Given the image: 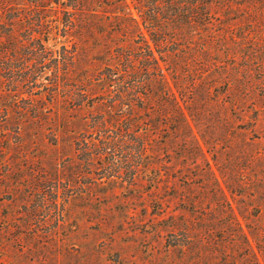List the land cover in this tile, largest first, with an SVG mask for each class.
Returning a JSON list of instances; mask_svg holds the SVG:
<instances>
[{
    "label": "rangeland",
    "instance_id": "rangeland-1",
    "mask_svg": "<svg viewBox=\"0 0 264 264\" xmlns=\"http://www.w3.org/2000/svg\"><path fill=\"white\" fill-rule=\"evenodd\" d=\"M54 1L45 0L41 14L47 59L38 68L51 71L59 47L71 48L68 45L79 36L89 45L82 48L80 43L75 50H83L85 70L78 74L74 64L66 73L60 69L46 73L35 84L5 83L0 90V264H206L204 251L179 245L187 241L181 229L198 219L201 223L207 219L214 231L237 216L250 239L241 213L248 222H264V201L250 199L252 189L264 185V72L259 67L262 58L257 63L244 59L239 37L248 29L238 26L249 3L236 0L227 10L212 9L213 18H204L206 24L184 25L188 35L176 44L189 62L187 81H198V90H209L204 111L209 123L196 127L190 120L194 138H185L166 129L170 123L162 117L148 136L144 166H139L135 152L109 148L106 160L132 158L117 163L112 171L102 158L84 163L90 156L88 147L110 139L122 143L137 135H122L115 129L90 131L87 121L100 115L103 107L101 90L85 93L94 81L86 74H96L105 65L94 53L96 45L116 37L118 30L117 38L132 37L122 34L112 12L98 16V23L105 25L101 31L93 28L92 36L82 38V31L72 29L74 36H63L60 17H66ZM105 3L107 10L110 2ZM29 14L26 25L35 18L34 12ZM19 32L15 44L21 48L10 55L15 65L23 62L33 44L30 29ZM4 61L0 56V66ZM246 65L252 73L240 94V84L232 78ZM20 73L16 72L17 78ZM80 93L86 100L78 105ZM223 113L229 115L225 120ZM200 129L212 152L206 150ZM197 143L203 147L202 156L195 153ZM219 169L233 186L241 182L247 186L232 195ZM131 173L136 175L132 181ZM183 186L189 188L185 201L175 196ZM256 216L259 220H254ZM229 228L224 227L219 241L228 264H238V249L247 243L239 246L237 232Z\"/></svg>",
    "mask_w": 264,
    "mask_h": 264
},
{
    "label": "trees",
    "instance_id": "trees-1",
    "mask_svg": "<svg viewBox=\"0 0 264 264\" xmlns=\"http://www.w3.org/2000/svg\"><path fill=\"white\" fill-rule=\"evenodd\" d=\"M44 2L45 0H30L28 3L25 0H0V56L5 60L4 65L0 66V84H2L0 90L3 89L5 83L35 84L37 80L43 79L46 73L54 74L59 69L62 73H66L67 69L74 64L75 68L80 71L78 74H83L85 70L84 59L81 56L83 50H75L80 43H84L82 48H87L89 45L80 41L81 37L79 36L75 37L73 43L68 45L74 49L65 44L59 47L58 55L52 57L57 64L51 71H40L38 68L47 59L45 46H43L44 37L41 33L45 25V18L41 14L44 6H47ZM54 2L60 4L61 12L66 17V20H63L64 17H60L63 36H74V33L69 32L70 29L74 32L82 31V38L92 36L93 28L95 31L97 29L101 31L103 24L105 25L104 22L98 23V16L104 12H112L116 19L114 22H118L122 34L132 37V39L124 40L117 38L121 34L118 30L113 34V37H116L96 45L94 53L100 56V62L105 65L98 67L96 74L92 72L86 74L88 80L94 79V81L89 83L90 87L85 89V93H92L94 88L101 90V93L98 94L101 96L99 97L102 99L100 106L103 109L100 111V115L92 116L86 125L92 132L115 129L122 135L127 133L137 135V139L126 137L125 142L122 143L118 139L94 142L88 147L90 156L83 161L84 163L102 158L106 169L114 171L117 163L132 160V158H123L122 156L118 157L119 159L112 157L111 160H106L105 154H109L107 149L113 148L114 150L124 149L126 153L135 152L139 166H144V157H146L150 144L148 136H151L160 126L162 117L170 123L166 129L178 132L181 137L185 138L189 136L194 138L190 120L195 122L196 127L200 122L209 123L204 114L207 106L205 98H207L206 94L209 96V90L206 88L198 90V81H187L189 62L186 60L187 56L182 47H176V44L179 45L178 43L184 41L188 35L184 25L187 28L192 23L206 24L204 21L213 18L212 9L224 7V10H227L238 1L109 0L108 11L105 10L107 7L102 5L106 4L105 0H56ZM246 2L249 3V6L241 15L244 18L243 24L238 26L243 29L248 27L239 36L244 44V59L257 63L258 58H262V62L259 61V67L264 72V65H262L264 63V45L260 42V40L264 42V38H261V35L264 36V0H246ZM133 9H135L136 15ZM30 12H34L35 18L32 25H26V18ZM208 23L210 22L208 21ZM26 28L31 30L29 42H33V44L27 47L30 51L24 55L23 62L15 65L11 62L13 59L10 55L12 52L20 50L21 45L17 46L15 43L18 42L19 31ZM94 40L96 42L97 39L94 38ZM237 69L232 79L240 84L237 92L244 94L246 89H242L248 81L246 79L252 73V69L247 65L242 67L241 71H237ZM2 70L11 73V75L7 77L1 72ZM16 72H21L18 78ZM88 80L85 79V82L87 83ZM80 81H84V79ZM56 83L57 80L49 84ZM85 93L77 95L78 105L86 100ZM228 103L231 106L236 105ZM224 116L229 117L227 113H223L224 120L226 119ZM143 125L145 126L143 127ZM225 131H227L226 128ZM200 132L206 150L212 152L209 140L205 138L201 129ZM194 149L195 153L202 156L203 147L201 145L195 144ZM220 172L222 173L221 170ZM135 176V173H131L130 181L134 180ZM222 179L232 195L241 192V189L247 186L243 182L237 183L236 187L233 186L223 173ZM217 186L219 185L217 184ZM188 190L189 188L185 186L180 187L181 193L175 196L179 198L182 196L185 201ZM252 190H254V194H251V201L258 199L264 201V185L257 186ZM171 216L172 214L169 215V217ZM241 216L246 220L245 226L249 231L250 239L239 218L231 216L229 221L223 222V225L214 231H210L214 227L210 229V224L205 221L207 219H202L203 223L200 219L189 220V227L181 229L188 242L179 243V245H194L197 250L204 251L207 259L206 264H228L229 260L226 258L228 255L226 250L222 249L219 238L223 236L224 227L230 230L229 227H234L233 229L237 232L236 243L239 246L240 243H247V247L240 246L238 249V264H264V222L252 221L251 223L247 221L243 213ZM254 220H259V217L256 216Z\"/></svg>",
    "mask_w": 264,
    "mask_h": 264
}]
</instances>
